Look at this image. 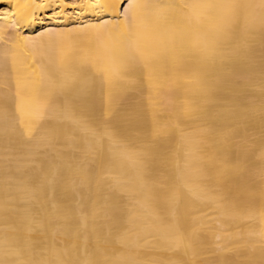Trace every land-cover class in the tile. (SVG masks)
<instances>
[{"label":"bare ground","instance_id":"bare-ground-1","mask_svg":"<svg viewBox=\"0 0 264 264\" xmlns=\"http://www.w3.org/2000/svg\"><path fill=\"white\" fill-rule=\"evenodd\" d=\"M0 264H264V0H0Z\"/></svg>","mask_w":264,"mask_h":264}]
</instances>
